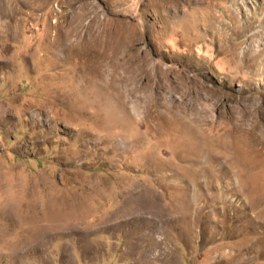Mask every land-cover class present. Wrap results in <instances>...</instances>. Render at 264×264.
I'll list each match as a JSON object with an SVG mask.
<instances>
[{
  "label": "rangeland",
  "instance_id": "rangeland-1",
  "mask_svg": "<svg viewBox=\"0 0 264 264\" xmlns=\"http://www.w3.org/2000/svg\"><path fill=\"white\" fill-rule=\"evenodd\" d=\"M0 264H264V0H0Z\"/></svg>",
  "mask_w": 264,
  "mask_h": 264
}]
</instances>
